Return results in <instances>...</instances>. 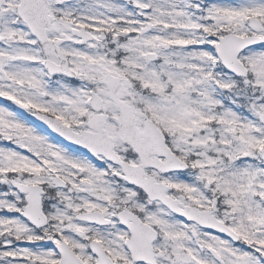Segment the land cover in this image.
<instances>
[{
	"label": "snow or ice",
	"instance_id": "6c2138e0",
	"mask_svg": "<svg viewBox=\"0 0 264 264\" xmlns=\"http://www.w3.org/2000/svg\"><path fill=\"white\" fill-rule=\"evenodd\" d=\"M0 264H264V0H0Z\"/></svg>",
	"mask_w": 264,
	"mask_h": 264
}]
</instances>
